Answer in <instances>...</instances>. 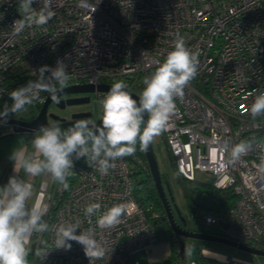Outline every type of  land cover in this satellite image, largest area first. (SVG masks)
<instances>
[{"label":"built area","instance_id":"2783aa9c","mask_svg":"<svg viewBox=\"0 0 264 264\" xmlns=\"http://www.w3.org/2000/svg\"><path fill=\"white\" fill-rule=\"evenodd\" d=\"M19 3L0 0V106L11 104L9 93L35 80L37 69L54 67L58 59L67 65L66 86L123 80L138 95L144 78L172 50L176 34L184 37L200 64L163 132L168 153L183 180L196 181L200 171L213 176L214 189H232L234 204L223 212L205 210L203 222L221 227L230 239L264 249V172L259 169L264 115L253 120L249 112L264 91V0H50L55 15L46 25L26 24L16 31L14 22L24 15ZM106 92L92 94L101 100ZM48 95L40 92L31 106L40 109ZM13 118L0 119V130ZM225 141H246L252 147L229 162L230 154L221 151ZM113 163L101 175L85 158L74 159L67 190L51 180L52 192L49 187L42 205L47 206L49 231L32 236L33 264H90L80 244L71 242L68 251L52 244L60 223L79 219L82 229L95 227L96 217L84 215L89 203L101 204L99 214L114 204L126 208L115 228L95 229L109 251L92 264H141L136 253L155 240L148 217L154 205L136 193L132 176L149 172L148 165L138 148ZM158 216L153 211L152 217ZM45 246L49 254L36 257L35 249Z\"/></svg>","mask_w":264,"mask_h":264},{"label":"clouds","instance_id":"9594fccd","mask_svg":"<svg viewBox=\"0 0 264 264\" xmlns=\"http://www.w3.org/2000/svg\"><path fill=\"white\" fill-rule=\"evenodd\" d=\"M34 3L41 6L35 9ZM19 8L24 15L14 22L16 31L26 24L44 26L55 15L50 0H20ZM199 64L198 54L187 47L184 37L177 33L172 50L155 71L144 78L138 100L133 98L125 81L113 83L99 101V125L89 119H79L66 129L59 124L41 125L31 140L34 154L12 152L10 159L14 161V169L19 166L27 175L48 176L64 190L69 188L68 178L74 172V159L85 158L90 168L107 175L114 167V161L134 155L137 144L143 151L167 130L169 119L176 111V100L183 99L184 89L197 75ZM36 73L35 80H28L9 93L12 103L4 104L0 119L6 120L9 115L23 111L39 99L42 91L57 100L58 93L70 79L62 59H58L54 67H40ZM249 112L253 120L264 115V91L255 96ZM251 147L246 141L235 145L225 141L221 151L229 153V162H232L248 153ZM259 169L264 172V161ZM32 192L33 185L16 175L10 176L0 187V264H30L31 237L49 231V224L44 220L47 206L39 203L28 206ZM101 207L99 203H89L84 208V215L89 220L96 217L95 227L82 229L79 219L56 225L52 241L54 248L68 251L74 241L82 246L90 264L103 259L109 250L96 238L95 229L115 228L121 223L126 208L124 204H114L99 214ZM77 230H80L79 234ZM185 251L187 255L191 254L189 249ZM49 252L45 246L36 248L34 255L44 259Z\"/></svg>","mask_w":264,"mask_h":264},{"label":"rangeland","instance_id":"374dc122","mask_svg":"<svg viewBox=\"0 0 264 264\" xmlns=\"http://www.w3.org/2000/svg\"><path fill=\"white\" fill-rule=\"evenodd\" d=\"M140 93L141 91L138 92V95H140ZM82 95L85 94H72V96ZM88 95H90L89 103L67 106V108L63 110L58 108L54 102H51L48 106V112L54 111L61 114L62 116L69 117L71 112L86 108L91 112V116L87 119L98 124L100 123L101 117V106L99 104L100 100H95L92 93ZM38 110V107L28 105L23 111H20L13 115L16 118H24L28 120L34 117L38 113ZM12 132L13 127L9 124H5L4 127L0 130V136H2L0 138V187L5 185L7 178L11 175V169L14 165V161L10 159L12 152H18V150L23 146L28 147V153H31V150L33 149L31 145L33 134H12ZM152 148L158 163L161 176L168 182L172 191L173 201H171V203L176 219L179 221H182L183 219L186 222L187 228L190 230L226 235L225 231L221 227H218L216 225H207L202 220L204 211L213 207L214 201L212 195L215 193V190L212 187L213 176L208 175L204 172L196 171L195 182H197V187L191 192V201L192 203H195L197 209L192 210L184 195L185 181L178 175L173 165V161L166 147L163 133L159 137H156L154 141H152ZM144 160L146 162V159ZM145 178L146 174L144 172H137L132 176L134 183L141 182ZM40 180L41 179L39 177H36L33 181L32 196L27 202L29 207H31V205L33 204V198L36 191L35 186ZM190 241L193 242V244H191ZM190 241L189 239H184V256H186L185 261L187 264L191 261L190 256L193 251H195L196 245L200 248L222 252L227 255L230 262L232 261V259H236L247 264H264V256H257L214 241L192 239ZM194 243L196 245H194ZM31 247L32 243L30 244V248ZM186 248L190 250V255L186 254ZM29 262L30 264H33V258H31ZM156 264H171L170 258L168 256H165L162 260H158Z\"/></svg>","mask_w":264,"mask_h":264},{"label":"water","instance_id":"95a60500","mask_svg":"<svg viewBox=\"0 0 264 264\" xmlns=\"http://www.w3.org/2000/svg\"><path fill=\"white\" fill-rule=\"evenodd\" d=\"M112 86V84H105L100 83L96 87L92 84H74L65 86L59 93L58 98L62 96L72 95V94H85L82 96H70L67 98H59L56 102V106L60 109H64L66 106L71 105H81L86 104L89 102L90 98L88 96L89 93H93L95 90L97 91H108V89ZM133 95V98L138 100V95L132 91H130ZM53 101L50 95L47 96L45 102L40 107L38 113L31 118L30 120H22V119H9L5 122V124H9L13 127L12 134H33L35 130H37L41 125H53L48 123L47 117L52 118L54 121H59L61 127H65L70 124H74L79 119H87L91 116L90 111H80V112H73L70 114L69 119L66 117H61L56 115L53 112H47L49 104ZM147 116H145V120ZM2 136H0L1 138ZM145 159L148 165L149 174L152 178L154 187L158 193V196L161 200V203L164 208L165 217L167 219L169 227L172 229L174 235L183 236L185 238H190L194 240H205V241H214L217 243L225 244L235 249L243 250L245 252L257 255V256H264V249L255 248L253 246H248L236 240L230 239L225 235H219L216 233H206L202 231H194L188 228H182L176 221L172 209L169 203V199L167 198L166 191L170 196V200L173 201L172 191L168 182L162 178L156 157L153 152L152 142L143 150ZM181 221V220H180ZM184 224L186 223L183 219L182 221ZM181 255L184 256V245L185 242L183 239L179 241ZM202 254L216 262H221L224 264L228 263L227 255L222 252L213 251L206 248H201ZM235 264H247L243 263L239 260L232 259ZM195 264V263H193Z\"/></svg>","mask_w":264,"mask_h":264},{"label":"trees","instance_id":"16d2710c","mask_svg":"<svg viewBox=\"0 0 264 264\" xmlns=\"http://www.w3.org/2000/svg\"><path fill=\"white\" fill-rule=\"evenodd\" d=\"M3 106H4V104L0 106V110L3 109ZM2 125L4 127V124L1 123V126ZM137 148L140 150L139 144H137ZM140 154L143 157V159H145L144 151L140 150ZM23 174H24V171L21 168L20 175L22 176ZM145 174H146V178L141 182H136V184H135L136 193L139 194V196L142 200H149L153 203V205H154L153 211L154 212H160V216H158V217H152L153 211H150L148 213V217H149L151 223L155 224L158 222H163V223H165V225L168 228V231H169L170 237H171V243H172V249H171V253L169 256L171 264H187L185 261L186 256L181 255L179 242L175 238L176 235L174 236L172 234V229L168 225L167 219L165 217L163 205H162L161 200L158 196V193L154 187L152 178H151L148 171H146ZM184 181H185V183H184L185 184L184 185V195L187 199V202H188L190 208L192 210H196L197 207H196L195 203H192V201H191V192L194 189H196L197 182H195V180H192V181L184 180ZM52 189H53V184L50 187V192H52ZM214 190H215V193L212 195L214 203H213V207L209 208L210 210H212L214 212H223L227 208L231 207L234 204L235 196H234L231 188H226V189H222V190L214 189ZM31 250H32V252L29 255V260L31 258H33V247H31ZM190 260L191 261H190V263L188 262V264H193V263H195V264H216V261L211 260L202 254L200 247H197V249L195 251H193V253L190 256Z\"/></svg>","mask_w":264,"mask_h":264},{"label":"crops","instance_id":"0c3cea01","mask_svg":"<svg viewBox=\"0 0 264 264\" xmlns=\"http://www.w3.org/2000/svg\"><path fill=\"white\" fill-rule=\"evenodd\" d=\"M18 151H23L25 153H28V147L23 146ZM30 154H34L33 149L31 150ZM20 172H21V168L17 166L14 169V165H13L10 176L16 175L18 178L28 183H31L32 185L36 177H39L41 179L38 182V184L35 186L36 191L33 198V204L31 205V207L37 203H39L42 206L46 199V193L48 192L52 179L45 175L30 176L27 175L25 172L21 176ZM9 177L7 178L5 184L8 182ZM153 229L155 234L154 244L148 250H140L136 253L135 257L140 261L141 264H156L158 260H162L165 256L168 257L170 256L172 243L167 226L163 222H158L153 224ZM31 243H32V237L30 244Z\"/></svg>","mask_w":264,"mask_h":264},{"label":"flooded vegetation","instance_id":"af4514ba","mask_svg":"<svg viewBox=\"0 0 264 264\" xmlns=\"http://www.w3.org/2000/svg\"><path fill=\"white\" fill-rule=\"evenodd\" d=\"M70 96H72V95H70ZM69 95H67V96H62V97H59V98H67V97H70ZM89 96V95H88ZM59 98H57V100L59 99ZM89 98H90V96H89ZM57 100H53L52 102H54L55 104H56V102H57ZM89 102H90V100H89ZM88 102V103H89ZM65 108H67V106L65 107ZM64 108V109H65ZM63 110V109H62ZM80 111H89L88 109H86V108H84V109H78V110H76V111H73V112H80ZM48 112V111H47ZM73 112H71V113H73ZM49 113V112H48ZM53 113H55L56 115H58V116H61V117H65V116H62L61 114H59V113H57V112H54L53 111ZM67 119H69V117H66ZM47 121H48V123H50V124H57V123H59V121H54L52 118H50V117H47ZM62 128H65V127H62ZM165 181V180H164ZM166 195H167V198L169 199V203H170V206H171V209H172V213H173V215H174V217H175V214H174V211H173V207H172V203H171V200H170V197H169V195H168V193H167V191H166ZM175 219H176V217H175ZM176 221H177V223L182 227V228H187V226H186V223L184 224L183 222H181V221H179V220H177L176 219ZM220 235V234H219ZM175 236V235H174ZM175 238L179 241L180 239H189V241L191 240L190 238H185V237H183V236H178V235H176L175 236ZM192 240H194V239H192ZM190 243L191 244H193V242H191L190 241ZM194 245H196L195 243H194ZM197 245H196V248H195V250L197 249ZM255 248H259V247H257V246H255ZM219 252V251H218ZM228 258V257H227ZM218 263H221V262H216V264H218ZM221 264H224V263H221ZM227 264H235L234 263V261H231L230 262V260L228 261V263Z\"/></svg>","mask_w":264,"mask_h":264}]
</instances>
